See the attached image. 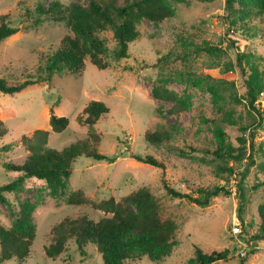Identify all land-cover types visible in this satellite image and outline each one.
Wrapping results in <instances>:
<instances>
[{"label":"rangeland","instance_id":"1","mask_svg":"<svg viewBox=\"0 0 264 264\" xmlns=\"http://www.w3.org/2000/svg\"><path fill=\"white\" fill-rule=\"evenodd\" d=\"M39 1L42 0H0V15H6V21L18 28L0 43V78H5L7 83L40 74L39 68L68 32L64 22L34 23ZM170 1L175 7L173 16L158 23L148 19L139 22L140 35L129 43L128 57L102 69L86 60L85 67L78 73H55L50 80L29 84L21 91L0 92V120L8 130L0 137V184L18 175L6 169L3 163H20L28 153L22 135L31 136L37 129L46 130V145L55 149L87 138L90 127L80 123L78 117L91 99L102 100L109 108L91 128L100 137L99 142L91 145L98 152L115 157L109 162L83 154L77 156L59 197L49 195L48 189H40L43 184L34 179H26L19 191L8 194L17 209L26 197L37 202L34 212L36 237L28 257L21 261L0 259V264H103L96 245L89 242L86 254L77 250L72 242L68 250L56 258L45 254L54 224L66 216L87 213L98 219L102 213L90 204L67 203V193L81 189L92 200L109 196L119 199L140 186L151 189L160 202L162 214L174 218L178 228L169 255L158 260L143 257L125 264H184L194 256L195 247L205 252L224 247L231 250L226 259L210 264H264V241L252 240L256 247L249 252L245 239H237L242 229L252 234L258 226L257 205L264 200V185L257 184L264 180V122L255 121L252 133L248 128L246 131L240 128L239 123H251L256 116L241 96L245 77L235 64L239 49L252 51L259 57L260 68H264V14L252 17L250 22L255 26L248 31H234L226 18L225 0ZM204 41L221 50L213 54L208 52L204 49ZM109 44L113 47L114 42L109 40ZM198 45L202 46L198 48ZM203 75L224 80L222 91L226 100H230V93L236 94L237 99L215 108L210 94L192 84L193 78ZM161 83L178 93H189L190 108L177 115L168 113L172 102L158 99L151 92L153 85ZM259 101L260 107H264V91ZM51 108L55 114L68 117L66 128L51 129ZM202 117L218 120L237 117L239 123L236 124L220 122L231 146L242 145L239 137L246 138V145H249L253 134L255 163L249 166L242 180L238 172L243 171L248 162L249 150H245V157L240 161H228V165L234 167V175L226 183L227 172H221L226 161L213 154L217 147L214 125L203 121ZM168 123H176L179 127L176 137L169 143L196 157L181 155L165 144L155 146L146 141V131ZM133 154L153 155L164 162L165 167L139 161ZM163 179L170 186L192 192L194 196L200 187L222 184L227 185L230 193L212 196L207 206H199L170 196ZM11 219L8 208L0 202V224L8 225ZM233 227L238 228L235 233Z\"/></svg>","mask_w":264,"mask_h":264},{"label":"trees","instance_id":"2","mask_svg":"<svg viewBox=\"0 0 264 264\" xmlns=\"http://www.w3.org/2000/svg\"><path fill=\"white\" fill-rule=\"evenodd\" d=\"M225 8L226 18L229 19L232 29L248 31L255 26L250 22L252 17L256 14H264V0H225ZM35 10L38 14L34 18L35 24L45 20L64 22L68 32L61 38L59 46L46 58L43 67L39 68L42 71L40 74L29 76L17 83H7L5 78H0V92L2 93L12 94L21 91L29 84L50 80L55 73H78L85 67L86 60L98 68H106L113 62L129 56V43L139 37L138 26L142 19L158 23L175 14V7L170 0H123V2L119 0H69L67 2L49 0L47 3L42 0L37 3ZM17 30L16 26L6 21V15H0V43ZM109 40L114 42L113 47H110ZM232 42L235 43L234 40ZM211 45L207 41L203 43L204 49L212 54L221 50L219 46ZM258 58L252 51L239 49L236 51L235 64L245 77V90L241 96L254 110L256 117L253 116V121L242 125L237 117H220L219 120L202 117L203 121L214 125L213 136L217 147L213 150V154L227 162L222 167L224 170L220 167L221 172H227L226 183L229 177L234 175V167L228 165L230 159L240 161L245 157V150H249L248 162L245 163L243 171L238 172L240 180L244 178L249 166L255 163L253 134L249 145H246V138L239 137L242 145L231 146L220 122L239 123L243 131L248 128L251 133L253 132L252 124L255 121L264 122V107H260L261 102L259 101L264 91V68H260L257 63ZM223 83L224 80H215L210 75L192 79L195 87L210 94L215 108H221L222 104L225 105L237 99L236 94L230 93V100H226V95L222 91ZM151 92L158 99L172 102L168 109L170 114L177 115L190 108L189 93H178L163 83L153 85ZM82 111L78 120L90 127L87 138L72 142L61 149H55L46 145L47 131L37 129L31 136L22 135L25 148L28 150L25 159L20 163H3L6 169L16 171L18 175L11 181L0 184V202L8 208L12 217L10 224H0V259L24 260L29 256L36 237L34 212L37 202L26 197L17 209L16 205L10 201L8 194L19 191L26 179H34L43 184L40 189L42 187L48 189L49 195L59 197L64 192L72 172V162L77 156L83 154L94 160L109 162L115 159V157L98 152L91 145L100 140L99 134L91 128L102 114L109 112L106 103L102 100L91 99ZM68 123L67 116L57 115L52 108L50 109L49 124L52 130L60 131L66 128ZM178 128L176 123L161 124L158 129L146 131L144 136L150 144L155 146L165 144L167 148L181 155L196 157L194 153L169 143L176 137ZM7 132L4 121L0 120V137ZM133 157L157 167H165L164 162L150 154H133ZM257 184L264 185V180ZM163 186L170 196L187 199L199 206H207L212 196L230 193L226 184L214 185L211 188L200 187L195 196L192 192L170 186L165 179H163ZM66 202L73 205L90 204L102 213L98 219L91 218L87 213H81L76 217L66 216L54 224L50 229V240L45 248V254L48 257H58L68 250L70 242L74 243L82 254H86L88 242L95 244L101 254L103 264H125L131 260H141L143 257L158 260L172 251L178 228L177 222L174 218L162 214L157 196L147 186H140L119 199L109 196L92 200L81 189L69 190ZM257 213L259 221L254 233L249 234L246 229H242L243 233L240 231L237 236V239H245L249 252L254 251L256 247L252 240L264 241V200L257 205ZM230 251L228 247H224L205 252L195 247L194 256L184 264H210L226 259ZM243 256V258L246 257Z\"/></svg>","mask_w":264,"mask_h":264},{"label":"built area","instance_id":"3","mask_svg":"<svg viewBox=\"0 0 264 264\" xmlns=\"http://www.w3.org/2000/svg\"><path fill=\"white\" fill-rule=\"evenodd\" d=\"M238 230V228L237 227H233V233H235L236 231ZM246 244V246H247V243H245ZM242 254H244L243 252H242Z\"/></svg>","mask_w":264,"mask_h":264}]
</instances>
